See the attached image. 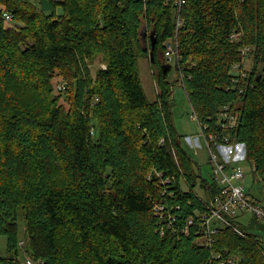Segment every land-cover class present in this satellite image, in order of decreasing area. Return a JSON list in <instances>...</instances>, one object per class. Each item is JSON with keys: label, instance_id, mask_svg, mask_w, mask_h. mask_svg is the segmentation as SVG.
Here are the masks:
<instances>
[{"label": "trees", "instance_id": "trees-1", "mask_svg": "<svg viewBox=\"0 0 264 264\" xmlns=\"http://www.w3.org/2000/svg\"><path fill=\"white\" fill-rule=\"evenodd\" d=\"M35 1L0 0V236L9 253L0 264L20 263V219L37 264H221L222 251L264 264L261 240L243 228L247 237L221 228L210 246L193 226L184 234L186 220L206 211L196 189L206 198L220 190L181 147L172 65L162 70L176 38L177 82L199 123L218 141L245 144L264 185V0H187L179 29L174 0H48L51 12ZM99 57L107 69L93 76ZM139 59L151 63L155 102ZM226 108L233 128L223 127ZM153 171L171 184L149 181ZM155 199L173 209L175 233H161Z\"/></svg>", "mask_w": 264, "mask_h": 264}, {"label": "built area", "instance_id": "built-area-1", "mask_svg": "<svg viewBox=\"0 0 264 264\" xmlns=\"http://www.w3.org/2000/svg\"><path fill=\"white\" fill-rule=\"evenodd\" d=\"M174 1L178 14L177 28L179 29L183 23L180 18V13L187 0ZM5 16L9 21L12 20L11 15L5 14ZM232 38L237 40L238 36L233 35ZM178 48L179 44L176 38L166 43L165 60L168 64L171 65L174 63L176 66L178 63L180 59ZM250 51V48L244 49L242 52L244 57ZM245 61L246 59L244 63ZM237 68H239V66H236L235 69ZM100 69L106 70L107 65H101ZM238 73H241L242 77H246L244 72L241 71ZM67 90L66 83L58 86V91L62 94L67 93ZM194 117L198 120L195 114ZM221 117L226 121L223 124L224 128L234 127L236 117L230 113L229 108L225 109ZM201 128L202 136L209 150L210 162L214 166L215 182L218 185L220 193L212 194L209 198L199 196L206 211L198 215V219L194 217L188 218L184 223L183 232L185 235H189L190 228L192 226L195 227L197 236L201 235V233L204 235L200 239L201 244L210 246L215 241L214 238L219 233V230L225 227L231 228L240 236L247 237L246 232L236 225L235 219L242 213H250L256 220L264 223V206L248 194L244 185L246 175L240 163L244 161L247 162L245 144L232 142L229 137H224L218 141L217 135L214 133H207L203 126H201ZM91 134H95L94 128H92ZM191 146L198 148L200 147V143L198 140H195ZM153 175L158 178L157 180L162 183V186L171 184L172 182V179L169 177L164 179L163 175L158 171H153V173L149 175V181L153 180ZM153 211L162 224V234H164L167 229L173 233L177 231V217L172 212L173 209L168 205L166 199H155ZM24 245L25 241H21L20 246L23 247ZM215 257L221 264H238L242 260L241 254H239V256L231 255L229 251H222ZM19 264H37V262L30 255H26L24 256V261Z\"/></svg>", "mask_w": 264, "mask_h": 264}, {"label": "rangeland", "instance_id": "rangeland-1", "mask_svg": "<svg viewBox=\"0 0 264 264\" xmlns=\"http://www.w3.org/2000/svg\"><path fill=\"white\" fill-rule=\"evenodd\" d=\"M30 1L36 2L35 0ZM58 11L60 12L61 10L59 9ZM104 64L105 63L102 57H99L93 64H91L90 68L92 75L95 76L101 65ZM150 64L151 63L149 62V60L139 59V69L143 87L148 99L151 102H155L158 98V88ZM171 65L172 69L168 77V81L171 85H173L171 113L174 126L176 128L178 136L180 137L181 147L185 149L196 162L197 172L201 174L203 181H205L207 184H212L213 182H215L214 166L210 162V154L205 140L202 136L201 125L196 117H194V111L188 100L185 88L177 82V71L175 68V64L173 63ZM251 69L252 59H247L245 61L244 70L248 71ZM238 72H240V69H235L234 73L238 74ZM63 83L64 82L59 77L55 78L54 80V87L56 92L55 94H61L63 95V97H65L67 95L66 93L62 94L58 91V86ZM195 140L199 141L200 147L195 148L191 146V144H193ZM240 166L244 169L246 175L244 185L247 189L248 194L252 195L253 198H255L264 206V185L261 182L260 177L253 172V169L251 165H249V163L244 161L240 163ZM196 192L201 195V197L205 196L200 188L196 189ZM235 222L239 228H243L248 233L258 236L259 239L262 240L261 247L264 250V231L258 227V224H263L264 226V223L256 220L250 213L240 214L239 217L235 219ZM19 230L21 240L25 241V245L21 247L24 252L22 251L23 254L19 256L20 262H23L24 256L30 254L26 250L28 249L26 239V224L22 219H20L19 221ZM8 256L9 253L7 249V238L5 236H0V257L6 258ZM236 256H239V254H237Z\"/></svg>", "mask_w": 264, "mask_h": 264}, {"label": "water", "instance_id": "water-1", "mask_svg": "<svg viewBox=\"0 0 264 264\" xmlns=\"http://www.w3.org/2000/svg\"><path fill=\"white\" fill-rule=\"evenodd\" d=\"M41 9L44 12H51L53 10V5L48 0H41ZM150 41H151V48L154 49L157 44V37L155 31L150 33ZM150 56L152 58V61H154L153 58V52H150ZM171 69L170 64H165L162 66V70L164 72V75L168 73V71Z\"/></svg>", "mask_w": 264, "mask_h": 264}, {"label": "crops", "instance_id": "crops-1", "mask_svg": "<svg viewBox=\"0 0 264 264\" xmlns=\"http://www.w3.org/2000/svg\"><path fill=\"white\" fill-rule=\"evenodd\" d=\"M252 198H253V196L252 195H250ZM253 199H255V198H253ZM256 200V199H255Z\"/></svg>", "mask_w": 264, "mask_h": 264}]
</instances>
